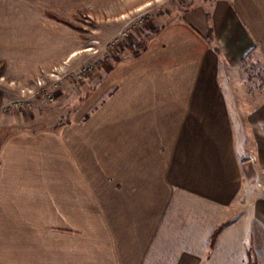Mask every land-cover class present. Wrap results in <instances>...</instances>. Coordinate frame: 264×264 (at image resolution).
I'll list each match as a JSON object with an SVG mask.
<instances>
[{"label": "crops", "instance_id": "0c3cea01", "mask_svg": "<svg viewBox=\"0 0 264 264\" xmlns=\"http://www.w3.org/2000/svg\"><path fill=\"white\" fill-rule=\"evenodd\" d=\"M113 5L0 0L8 76L71 60L80 37L58 18ZM210 8L162 20L77 111L65 95L60 126L10 134L0 264H264V0Z\"/></svg>", "mask_w": 264, "mask_h": 264}, {"label": "rangeland", "instance_id": "374dc122", "mask_svg": "<svg viewBox=\"0 0 264 264\" xmlns=\"http://www.w3.org/2000/svg\"><path fill=\"white\" fill-rule=\"evenodd\" d=\"M215 1L113 0L114 5L111 10L96 8L81 11L76 18V25L69 21L64 22L75 28L80 37L77 50L81 51L71 60L68 58L64 61L67 69L75 72L76 76L71 73L60 82L49 79L48 86L55 93L54 102H47L43 97L30 99L34 104L33 108L27 106L15 109L13 104L22 98V91L35 86V81L46 71L55 69L61 64L34 73L27 79H21L9 77L6 61L0 60V153L10 134L16 133L21 128L57 127L66 122L65 118L73 106L68 99L64 101L65 95H72L73 91H76L77 111L88 99L91 91H94L105 79L106 70L144 51L146 42L157 31L161 22L173 21L184 11L200 6H207L210 10ZM123 30L128 33L125 37L121 36ZM116 39L119 41L112 45L111 43ZM73 61H76L75 66ZM88 65L91 70L85 73L83 70ZM246 72L244 78L251 80L252 73ZM78 73H84L83 77H77ZM55 83L59 85L58 88L54 86ZM30 94L28 92V95ZM61 110L65 111L63 115ZM84 218L78 217V224L80 221H86Z\"/></svg>", "mask_w": 264, "mask_h": 264}, {"label": "built area", "instance_id": "2783aa9c", "mask_svg": "<svg viewBox=\"0 0 264 264\" xmlns=\"http://www.w3.org/2000/svg\"><path fill=\"white\" fill-rule=\"evenodd\" d=\"M128 33L126 31L123 30V32L121 33V36H127ZM119 39H116L115 41H113L111 44L114 45L116 42H118ZM62 64H65L64 62ZM61 64V65H62ZM57 66V68L46 71L45 74L42 75L41 78H38L37 81H35L36 85L27 89V91H22V98L19 99L18 101H16L13 104V107H15V109H20L21 108H26L27 106L30 108H33L32 106L34 105L32 101H30V99H37V98H42L44 100H46L47 102H54L55 100V93L54 90H51L50 86H48V80L52 79L55 80L56 82H60L63 81L66 76H70L71 73H75L72 71H69L67 69L66 64L62 65V66ZM91 70L90 65L86 66L84 68V72H88ZM68 71V72H67ZM66 72V73H65ZM84 73H78L77 77L82 78ZM74 76H76V74H74ZM54 86L56 88H58L57 83L54 84ZM28 92L31 93L30 95H28ZM28 97V98H27Z\"/></svg>", "mask_w": 264, "mask_h": 264}, {"label": "trees", "instance_id": "16d2710c", "mask_svg": "<svg viewBox=\"0 0 264 264\" xmlns=\"http://www.w3.org/2000/svg\"><path fill=\"white\" fill-rule=\"evenodd\" d=\"M58 19H59V20H62L63 22L68 23V21L65 20V19H60V18H58ZM222 227H223V226L219 227V228L215 231V233H214V235H213V237H212V247H214L215 242H216V239H217L219 233L221 232ZM248 264H259L258 261H257V259H256V257L254 256V254H253L251 251L249 252V262H248Z\"/></svg>", "mask_w": 264, "mask_h": 264}]
</instances>
